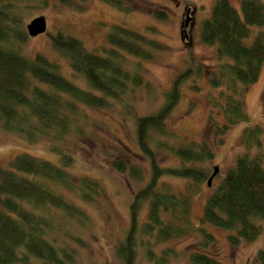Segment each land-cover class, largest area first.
Masks as SVG:
<instances>
[{
    "label": "trees",
    "instance_id": "trees-1",
    "mask_svg": "<svg viewBox=\"0 0 264 264\" xmlns=\"http://www.w3.org/2000/svg\"><path fill=\"white\" fill-rule=\"evenodd\" d=\"M100 1L124 14L134 9L127 0ZM239 1L240 12L228 0H217L200 27L202 43L215 48L219 62L218 72L210 73V82L218 91V99L213 97L211 105L220 109L225 119L219 129L222 135L249 120L245 90L257 82L264 65V2ZM34 2L46 5L44 0H0V129L21 136L28 144L41 138L64 142L79 134L82 109H110L116 101L148 87L140 60H153L163 47L143 34L114 25L107 35L110 47L97 55L80 40L58 32L51 48L67 62L73 77L83 80L86 87L80 88L61 74L55 61L41 54H23L29 39L23 25L24 11ZM154 15L167 18L159 10ZM202 72L201 66H191L178 73L164 94L162 106L137 118V145L149 161L146 181L140 167L123 159L109 164L140 186L129 206L130 227L115 246L120 264H137L139 247L149 261L165 264L167 257L175 256L174 251L163 248L157 257L154 246L196 232L201 240L190 251L186 264H223L217 260L216 239L203 224L227 231L232 247L251 243L262 233L261 155L238 157L207 200L201 225L196 227L191 221L192 197L212 174L203 165L215 155L205 142L177 137L166 122L180 102L183 84L192 77L201 78ZM259 131L246 128L247 140L256 143ZM50 149L60 157V166L27 154L15 156L7 167L0 166V264H75L78 248L84 247L79 230L88 226L90 217L80 204L97 203L103 197V186L88 176H71L66 171L73 165L69 151L56 146ZM161 152L170 153L180 166L162 167L157 157ZM163 177L185 180L186 193L174 192L161 181ZM144 207L146 220L140 223ZM253 261L264 264V246Z\"/></svg>",
    "mask_w": 264,
    "mask_h": 264
},
{
    "label": "rangeland",
    "instance_id": "rangeland-1",
    "mask_svg": "<svg viewBox=\"0 0 264 264\" xmlns=\"http://www.w3.org/2000/svg\"><path fill=\"white\" fill-rule=\"evenodd\" d=\"M44 1L46 5L41 2L30 3L24 11V27L33 18L43 16L47 30L43 35L29 38L23 54L27 57L41 54L55 61L60 66L61 74L80 88L86 87L83 80L74 78L67 62L51 48V40L58 32L80 40L87 50L97 55H103V49L110 47L107 35L114 25L143 34L163 47L161 51L155 52L153 60H140L142 76L148 87H142L134 94L116 101L110 109H82L77 136L69 137L64 142L41 138L36 144H28L21 136L0 129L1 167H7L9 161L20 154L60 166V157L50 149L56 146L69 151L73 157V165L66 168L71 176H88L102 184L104 194L97 203L80 204L89 214L90 220L86 228L79 230L84 247L78 248L75 264H120L115 255V246L130 227L129 206L133 193L140 186L127 174L112 169L109 164L116 159H123L128 164L140 167L145 174V181L148 179L149 161L137 145L136 120L156 112L162 106L164 94L173 78L187 67L201 66L203 75L201 78L192 77L183 84L180 102L166 125L179 138L205 142L215 156L203 167L209 168V174L218 168L211 186L202 183L199 192L192 197L190 218L193 224L196 227L201 225L207 200L238 157L261 155L264 168V65L257 82L245 90L247 122L232 126L222 135L219 129L225 122L224 115L211 105L218 91L212 87L210 73L218 72L219 62L215 48L202 43L200 27L209 18L217 0H127L134 7L129 14L121 13L100 0H67V3L60 0ZM228 1L240 12L239 0ZM157 10L163 11L167 18L155 17L154 12ZM187 13L191 21L184 34ZM250 41L251 38L247 43ZM219 100L222 102V99ZM251 127L260 130L256 143L246 138V128ZM157 157L162 167L180 166L178 160L168 152H161ZM161 181L176 193L187 191V182L183 179L163 177ZM146 211L144 207L140 212V223L146 220ZM261 225L262 233L255 241L241 243L238 247L229 244L227 231L208 224L202 226L216 239L220 253L218 261L223 264H254L255 253L264 246V222ZM200 240L201 235L196 232L154 246V251L160 257L161 250L169 248L175 256L167 257L165 264H186L190 251ZM142 248L137 250V264H155L145 257Z\"/></svg>",
    "mask_w": 264,
    "mask_h": 264
},
{
    "label": "water",
    "instance_id": "water-1",
    "mask_svg": "<svg viewBox=\"0 0 264 264\" xmlns=\"http://www.w3.org/2000/svg\"><path fill=\"white\" fill-rule=\"evenodd\" d=\"M190 21L191 18L189 17V13H187L183 25L184 34H186V29L188 28ZM25 30L29 38L38 37L40 35L45 34L47 30V22L43 16L35 17L25 25ZM217 172L218 168H214L210 178L207 180V186H211L212 180L216 176Z\"/></svg>",
    "mask_w": 264,
    "mask_h": 264
},
{
    "label": "flooded vegetation",
    "instance_id": "flooded-vegetation-1",
    "mask_svg": "<svg viewBox=\"0 0 264 264\" xmlns=\"http://www.w3.org/2000/svg\"><path fill=\"white\" fill-rule=\"evenodd\" d=\"M186 17V16H185ZM186 31H187V29H186Z\"/></svg>",
    "mask_w": 264,
    "mask_h": 264
}]
</instances>
